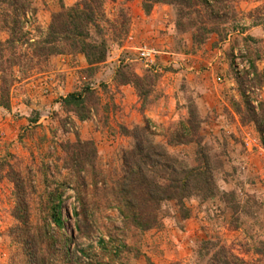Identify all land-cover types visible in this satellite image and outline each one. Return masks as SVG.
<instances>
[{
  "label": "rangeland",
  "instance_id": "1",
  "mask_svg": "<svg viewBox=\"0 0 264 264\" xmlns=\"http://www.w3.org/2000/svg\"><path fill=\"white\" fill-rule=\"evenodd\" d=\"M78 1L34 0L37 15L29 27L32 38L38 39L48 30L62 5L71 7ZM220 1L234 12L228 10L230 32L213 34L197 46L191 31L177 28L174 6L156 5L146 15L143 0H104L112 25L123 14L128 33L121 42L113 26L112 32L107 26L109 54L90 79L99 104L96 114L86 122L66 111L61 100L83 87L87 62L82 54L54 56L43 71L34 72L11 89L10 107L0 106V168L6 164L0 180V264H26L32 251L28 248L30 239L43 223L41 201L46 189H54L57 181L77 184L72 183L74 175L65 166L62 143L75 142V133L93 142L98 153L97 171L102 172L101 178L114 179L122 169V151L134 142L124 130L147 123L151 138L170 155L190 166L209 159L216 194L207 200L187 199L184 213L175 203L165 205L160 226L141 233L127 229L118 210L107 204L112 200L101 190L104 182L95 190L89 170L80 172L78 176H86L88 184L83 196L92 203L94 212L91 229L85 225L83 233L76 229L74 210H79V204L72 187L66 189L64 227L58 230L52 224L51 232L55 238L67 240L71 253L67 258L58 257L53 264H147L148 260L154 264H208L217 249H210L209 254L203 250L207 240L224 246L241 260L240 264H264V144L245 112L238 82L246 80L247 95L258 109L264 101V0ZM233 24L239 30H231ZM7 38L6 32L0 33L1 42ZM141 47L158 51L160 60L176 55L180 65L160 62L147 97L140 98L135 91L136 99L124 102L122 86L115 81L122 63L139 75H152L144 73L147 68L139 59ZM201 52L207 67H202L197 78L175 75L185 70L183 62L189 65L185 55L192 62ZM254 65L261 73L259 78L255 77ZM176 137L182 138L183 144H173ZM248 139L251 147L246 146ZM8 164L21 172L26 182L30 178L35 187L29 200L30 238L29 233L22 239L16 232L12 234L19 223L13 215L15 186L5 176L11 169ZM113 236L118 237L116 243ZM100 240H105L109 249L101 247ZM113 245L122 253L116 255Z\"/></svg>",
  "mask_w": 264,
  "mask_h": 264
},
{
  "label": "trees",
  "instance_id": "2",
  "mask_svg": "<svg viewBox=\"0 0 264 264\" xmlns=\"http://www.w3.org/2000/svg\"><path fill=\"white\" fill-rule=\"evenodd\" d=\"M224 2L220 0H143L142 7L145 14L149 15L156 5L174 6L178 17L177 28L186 32L191 31L193 43L201 46L213 34L222 36L230 32L228 28L232 20L228 11L230 7ZM33 4L34 0H0V33L8 34L4 42L0 41V106L10 107L11 89L17 83L30 78L34 72L43 71L48 67L52 57L79 53L84 55L87 62V67L83 69L86 75L83 87L80 91L72 92L61 100L66 111L74 113L80 122H86L92 118L93 114H96L95 107L99 104L98 94L90 79L106 62L109 54L107 26L110 31L113 26L116 38L122 42L128 33L126 18L121 14L120 20L113 21L112 25L106 15L104 0H79L71 7L62 5L61 10L52 16L48 30L38 39H34L29 29L37 15ZM256 11L257 9L250 13L251 18ZM230 12L234 14L233 10ZM255 24L261 25L257 21ZM232 26L231 30H239L238 25ZM253 68L255 77L259 78L261 73L255 65ZM130 70L127 64L122 63L115 73V81L120 86H133L140 98H146L151 92V85L156 82V69H146L144 73L150 72L152 75L146 73L144 76ZM238 82L245 112L262 136L264 144V101L259 103L257 109L251 97L247 95L249 91L246 80L242 79ZM187 125L190 126V124ZM150 133L148 123L142 127L124 130V134L131 136L134 142L131 147L122 151L120 174L117 178L109 180L106 177L101 178L102 172L99 169L97 171L98 153L93 142L82 140L75 133L77 137L75 142L62 143L61 148L66 158L65 166L74 175L70 178L73 180L72 183L77 184L65 185L57 181L54 189L49 191L46 189L44 200L41 201V209L44 213L43 223L36 227L38 231L30 239L32 241L28 248L32 251L26 264H53L58 257L67 258L70 255L67 240L64 241L62 236H59V239L55 238L54 233L51 232L52 224L58 230L64 227L63 196L66 189L72 187L75 200L79 204V210L77 208L74 210V215L77 217L76 229L80 233L84 232V225L86 229H91L90 219L94 218V212L91 209L92 203L83 196L88 184L86 176H78L80 172L89 170L92 176V187L95 190H98L99 182L103 181L101 190L107 197L110 196L109 200H112L107 204H112L113 209L118 210L127 229L141 233L160 226L165 205L175 203L180 207V212L184 213V203L187 199L199 197L207 200L216 194L213 168L208 158L197 165L190 166L182 159L170 155L166 147L151 138ZM179 143L183 144V139L176 137L173 144ZM8 166L11 169L5 176L11 179L15 186L16 206L13 215L19 223L18 229H12V234L16 232L22 239L25 233H29L27 238H30V231L33 228L29 223V200L35 187L31 184L30 178H28L30 182H26L21 172L16 171L9 164ZM4 167L0 168V180ZM184 218L187 219L188 215L186 214ZM117 238L113 236V243L118 241ZM35 240L41 247L37 248ZM99 242L101 247L108 248L105 240ZM42 246L46 249L44 250ZM202 247L208 254L210 249H217L210 257L208 264L241 263L237 256L231 254L224 246L220 247L217 241H204ZM113 250L116 255L122 253L115 245ZM80 254L84 256V252ZM147 264L154 263L148 260Z\"/></svg>",
  "mask_w": 264,
  "mask_h": 264
},
{
  "label": "crops",
  "instance_id": "3",
  "mask_svg": "<svg viewBox=\"0 0 264 264\" xmlns=\"http://www.w3.org/2000/svg\"><path fill=\"white\" fill-rule=\"evenodd\" d=\"M202 52H201V55H197V56H193L194 60L191 62V60H189V56L185 55L188 59V61H190L189 65H187L186 63L183 62V66L185 69L183 72H177L179 74H176L175 72V75L179 76L180 78H183L181 76H183L184 74L187 75V78H197L200 74V71L202 69V67L204 66L205 68L207 67L206 65V59L203 58L202 59ZM170 57H167L165 58L164 60L161 59L160 62L161 63H164V64H167L168 62L173 64L174 66H179V62H178V58L176 55H169ZM184 60V59H183ZM211 65V63H209V66ZM186 67V68H185ZM203 70V69H202ZM193 72V74L191 73ZM223 72V71H221ZM223 74V73H222ZM173 75V74H172ZM172 75H169V76H172ZM215 81V77L213 79ZM216 83V82H215ZM199 86H197L198 88ZM121 92L123 93V95L125 96V98H123L122 101L125 102V100H128V101H132L133 98L136 99V94H135V90L134 88L131 86V85H126V86H122L121 87Z\"/></svg>",
  "mask_w": 264,
  "mask_h": 264
},
{
  "label": "built area",
  "instance_id": "4",
  "mask_svg": "<svg viewBox=\"0 0 264 264\" xmlns=\"http://www.w3.org/2000/svg\"><path fill=\"white\" fill-rule=\"evenodd\" d=\"M160 53L155 49L148 47L139 48V59L143 62L147 69L155 68L157 69L160 64L159 59ZM256 141V140H255ZM252 141L248 139L246 141V146L251 147Z\"/></svg>",
  "mask_w": 264,
  "mask_h": 264
}]
</instances>
